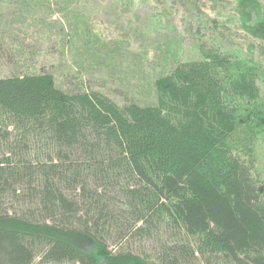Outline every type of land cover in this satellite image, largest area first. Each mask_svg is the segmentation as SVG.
Returning <instances> with one entry per match:
<instances>
[{
  "label": "trees",
  "instance_id": "obj_1",
  "mask_svg": "<svg viewBox=\"0 0 264 264\" xmlns=\"http://www.w3.org/2000/svg\"><path fill=\"white\" fill-rule=\"evenodd\" d=\"M244 3L256 50L200 18V58L156 77L153 103L29 63L0 77V264H264V0Z\"/></svg>",
  "mask_w": 264,
  "mask_h": 264
},
{
  "label": "rangeland",
  "instance_id": "obj_2",
  "mask_svg": "<svg viewBox=\"0 0 264 264\" xmlns=\"http://www.w3.org/2000/svg\"><path fill=\"white\" fill-rule=\"evenodd\" d=\"M243 2L201 0L200 13L193 0H0V38L5 42L0 43V77L26 72L29 63L52 72L60 86L81 83L120 103L121 91L141 103H153L156 77L178 61L200 58L196 45L200 18L208 21L205 30L216 44L244 52L248 47L256 50L260 40L251 33L258 19ZM40 19L46 23H26ZM215 19L218 27L211 28ZM54 20L70 34V48L63 46L62 38L56 36L55 41L59 31ZM126 25L136 32L129 34ZM86 27L89 31L84 33ZM258 165L264 177L263 149Z\"/></svg>",
  "mask_w": 264,
  "mask_h": 264
}]
</instances>
